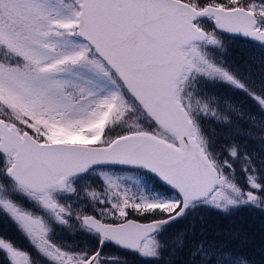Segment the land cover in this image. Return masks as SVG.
I'll return each mask as SVG.
<instances>
[{"label": "snow or ice", "instance_id": "obj_1", "mask_svg": "<svg viewBox=\"0 0 264 264\" xmlns=\"http://www.w3.org/2000/svg\"><path fill=\"white\" fill-rule=\"evenodd\" d=\"M241 213L264 0H0V264H264Z\"/></svg>", "mask_w": 264, "mask_h": 264}, {"label": "trees", "instance_id": "obj_2", "mask_svg": "<svg viewBox=\"0 0 264 264\" xmlns=\"http://www.w3.org/2000/svg\"><path fill=\"white\" fill-rule=\"evenodd\" d=\"M238 224L243 227L248 233V241L251 246V254L253 259L260 260V249H261V237L264 235L261 230L264 221L257 215H248L247 213H241L236 218Z\"/></svg>", "mask_w": 264, "mask_h": 264}]
</instances>
